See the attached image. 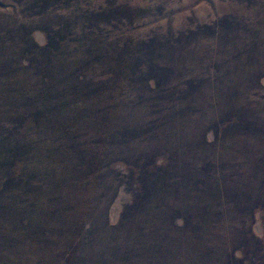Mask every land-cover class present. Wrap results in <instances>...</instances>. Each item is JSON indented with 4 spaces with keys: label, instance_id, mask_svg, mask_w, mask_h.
I'll return each instance as SVG.
<instances>
[{
    "label": "rangeland",
    "instance_id": "374dc122",
    "mask_svg": "<svg viewBox=\"0 0 264 264\" xmlns=\"http://www.w3.org/2000/svg\"><path fill=\"white\" fill-rule=\"evenodd\" d=\"M0 264H264V0H0Z\"/></svg>",
    "mask_w": 264,
    "mask_h": 264
}]
</instances>
